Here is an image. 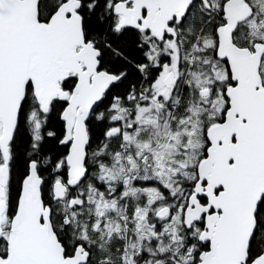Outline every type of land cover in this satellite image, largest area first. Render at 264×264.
<instances>
[{
  "label": "snow or ice",
  "instance_id": "1",
  "mask_svg": "<svg viewBox=\"0 0 264 264\" xmlns=\"http://www.w3.org/2000/svg\"><path fill=\"white\" fill-rule=\"evenodd\" d=\"M0 264H264V0H0Z\"/></svg>",
  "mask_w": 264,
  "mask_h": 264
}]
</instances>
